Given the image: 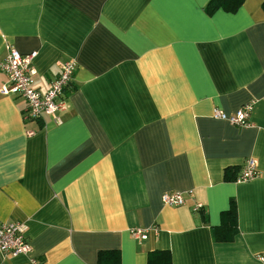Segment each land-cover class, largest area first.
<instances>
[{"label": "crops", "instance_id": "crops-1", "mask_svg": "<svg viewBox=\"0 0 264 264\" xmlns=\"http://www.w3.org/2000/svg\"><path fill=\"white\" fill-rule=\"evenodd\" d=\"M208 1L0 0V62L35 52L41 91L76 63L58 122L25 118L0 70V223H23L30 245L0 264H147L154 250L264 264V0ZM247 103L250 125L213 117ZM249 157L257 175L235 181ZM170 191L185 203L164 204ZM231 201L237 232L218 240Z\"/></svg>", "mask_w": 264, "mask_h": 264}, {"label": "built area", "instance_id": "built-area-1", "mask_svg": "<svg viewBox=\"0 0 264 264\" xmlns=\"http://www.w3.org/2000/svg\"><path fill=\"white\" fill-rule=\"evenodd\" d=\"M35 52L21 54L14 47H8L4 59L0 62V70L6 76V82L1 92L6 95H13L22 98L25 101L24 117L31 119H42L51 117L58 122V114L67 107L66 99L63 97L65 89L72 80L76 69V63L73 59H66L58 62V75L47 82L44 91L34 87L35 69L32 60ZM252 109V103L241 106L232 114H226L222 110L215 108L213 117L225 120L232 125L247 126L249 113ZM33 134V131H28ZM257 175L256 161L249 157L244 160L243 169L235 181L246 182ZM189 192V191H188ZM164 204L171 206H180L185 203V197L180 191L164 192L161 196ZM203 207L201 202H195L192 209L199 210ZM158 233L156 227L140 228L133 227L130 234L135 238L145 239L148 231ZM30 245L25 236V225L20 222H1L0 223V255L16 256L28 254ZM29 264H38L35 259H30Z\"/></svg>", "mask_w": 264, "mask_h": 264}, {"label": "trees", "instance_id": "trees-1", "mask_svg": "<svg viewBox=\"0 0 264 264\" xmlns=\"http://www.w3.org/2000/svg\"><path fill=\"white\" fill-rule=\"evenodd\" d=\"M243 0H209L206 6L208 11L223 9L225 11H235ZM227 171L225 177H227ZM237 232V213L234 201L228 209L221 213V224L213 230L214 237L218 240H231ZM110 252H100L99 260L102 261L105 254ZM116 254V252H114ZM117 257V256H116ZM147 264H171L170 253L165 250H154L149 252Z\"/></svg>", "mask_w": 264, "mask_h": 264}]
</instances>
